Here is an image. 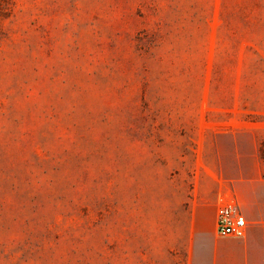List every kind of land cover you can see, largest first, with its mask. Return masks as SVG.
I'll return each instance as SVG.
<instances>
[{
  "label": "rangeland",
  "instance_id": "obj_1",
  "mask_svg": "<svg viewBox=\"0 0 264 264\" xmlns=\"http://www.w3.org/2000/svg\"><path fill=\"white\" fill-rule=\"evenodd\" d=\"M255 148L264 0H0V264H213L194 160Z\"/></svg>",
  "mask_w": 264,
  "mask_h": 264
},
{
  "label": "crops",
  "instance_id": "obj_2",
  "mask_svg": "<svg viewBox=\"0 0 264 264\" xmlns=\"http://www.w3.org/2000/svg\"><path fill=\"white\" fill-rule=\"evenodd\" d=\"M244 162H250L246 165ZM192 223L211 230L203 246L214 252L213 264H264V158L257 149L251 157H239L228 168L217 157L197 154L191 176ZM234 202L246 218L247 235L242 240L217 236L221 204Z\"/></svg>",
  "mask_w": 264,
  "mask_h": 264
},
{
  "label": "built area",
  "instance_id": "obj_3",
  "mask_svg": "<svg viewBox=\"0 0 264 264\" xmlns=\"http://www.w3.org/2000/svg\"><path fill=\"white\" fill-rule=\"evenodd\" d=\"M248 224L240 208L223 202L218 209L217 236L221 239L242 240L247 235Z\"/></svg>",
  "mask_w": 264,
  "mask_h": 264
}]
</instances>
